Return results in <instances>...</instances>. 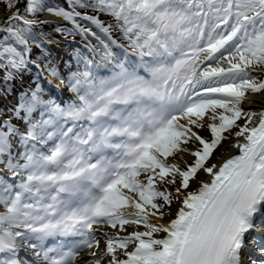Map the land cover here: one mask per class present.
Instances as JSON below:
<instances>
[{"label":"snow or ice","instance_id":"snow-or-ice-1","mask_svg":"<svg viewBox=\"0 0 264 264\" xmlns=\"http://www.w3.org/2000/svg\"><path fill=\"white\" fill-rule=\"evenodd\" d=\"M19 2L0 0V95L44 71L48 17L103 52L47 66L70 103L36 82L0 109V264H243L264 232V108L243 107L264 95V0Z\"/></svg>","mask_w":264,"mask_h":264},{"label":"rangeland","instance_id":"rangeland-1","mask_svg":"<svg viewBox=\"0 0 264 264\" xmlns=\"http://www.w3.org/2000/svg\"><path fill=\"white\" fill-rule=\"evenodd\" d=\"M50 3H54V2L50 1ZM23 7H24V0H20V2L16 5V8L13 9V11H15L16 9H20L21 10V13H23L24 12L23 11ZM8 14H10V12H8L7 10H5V6H4L3 3H0V23H2L3 21H5L6 16ZM42 18H44V17H42ZM48 19L50 20V25L47 26L49 29L53 28L54 25L59 22V20L56 19V18L48 17ZM101 19H104V18H101ZM52 38H54V37H52ZM55 40H56V38H55ZM93 40H96V38H94V37H88L87 40H84V41L86 42V41H93ZM48 41H50V40H48ZM56 42L59 44L58 40H56ZM85 44L86 43H84L83 45H85ZM93 45H95L97 47V49H98L97 50V52H98L97 53V55H98L97 58L99 60V56H100V54H102L103 49H99V45L96 44V43H94V42H93ZM57 49L58 50H56L54 46L49 47V50H53L54 51L52 53V57H54V58L52 59L50 65L51 66H55L59 70V72L61 74H64V73L67 72L66 65H68V62H71V65H74L75 66V61H74V59H72V57H73L72 56V54H73L72 53L73 52L72 50L73 49H72L71 46L65 45V44L63 46L62 45H58V48ZM63 53H66L67 54V55L65 54L66 57L63 55ZM47 66H49V64L46 65V69H47ZM261 78H264V76H261ZM25 80L26 79H24V81H22L21 84L18 85V86H20V87L21 86H27L28 80H26V82H25ZM18 93H20V92L17 91L16 94H18ZM16 94H14V95H16ZM13 99H14V101H12V99H11L7 104L5 103L6 104V110L8 108H11L13 105H15L17 103L16 102L17 101L16 100V96H14ZM63 101L68 102L67 99H65ZM0 102L2 104H4V102H5V100L3 99L2 95H0ZM1 103H0V106L2 105ZM243 107L246 110L251 109L250 107L246 106L245 104L243 105ZM13 123H17V121H13ZM202 135H204L205 137H207L208 136V133L207 132H203ZM232 142H233L232 140H227V141L223 142L222 145L215 151V153L213 155V158L211 160V163H215V164L219 165L220 162L222 161L221 160V157H220V152L222 151V148H225L228 144H231ZM183 160H188L189 162H191V157L185 154L183 156ZM183 160L180 161L181 164L183 163ZM0 168H3V165H0ZM6 174L7 173H5V175ZM207 177H208L207 174H205L203 172L199 173V181L200 182H202ZM197 186H198L197 183L192 184L191 190H193V191L196 190V187ZM177 207H178V205L174 204L172 210L174 211ZM170 218H173V216L168 217L167 220H170ZM259 220H264V215H260ZM131 230L132 229L129 228V231H131ZM141 230H143V229H141ZM263 235H264V232H261V234L259 236L257 235V232H253L249 236L248 241H247V244H246V247L243 250L244 252H247V254H242V258L248 260L246 262V264H248V262H249V264H252V260H256L257 263L260 261V259H261L260 256L257 257L255 254L258 252L257 249L260 248L259 247L260 238L261 237H264ZM101 244H103V243H101Z\"/></svg>","mask_w":264,"mask_h":264},{"label":"bare ground","instance_id":"bare-ground-1","mask_svg":"<svg viewBox=\"0 0 264 264\" xmlns=\"http://www.w3.org/2000/svg\"><path fill=\"white\" fill-rule=\"evenodd\" d=\"M8 15H10V14H8ZM7 15V16H8ZM6 16V17H7ZM52 44H54L55 46L57 45L58 46V44H57V42H56V40H52V41H50V46H52ZM53 45V46H54ZM50 79H52L51 77H46V80H50ZM48 83V82H47ZM58 83V81H56V80H52V84H51V86H52V89H54L53 88V85H55V84H57ZM47 85H49V83L47 84ZM62 90V89H61ZM249 99L250 100H256V101H259V103H245V105L246 106H248V107H250L252 110L254 109L255 111H259V110H261V108H264V95H260V94H257V95H255V96H250L249 97ZM229 145L230 144H228L225 148H222V151L220 152V157H221V162L220 163H222L224 160H226V159H228V158H231L233 155H236V154H238V150L237 149H235V148H231V147H229ZM7 175V174H6ZM208 181H210V177L208 176L207 178H205L202 182H208ZM176 210V209H175ZM175 210L173 211V213L175 212ZM173 218H174V215H173ZM172 218H170V220H171ZM258 218H256V220H257ZM170 220H167V221H170ZM259 220V219H258ZM262 224H264V221H262L261 222ZM109 231H111V230H109ZM264 236V235H263ZM103 243V242H102ZM104 247V245L103 244H101V248H103ZM26 255V254H25ZM257 257H261L262 258V254H261V251L259 250L256 254H255ZM248 264H249V262H248ZM258 264H260V263H258Z\"/></svg>","mask_w":264,"mask_h":264},{"label":"trees","instance_id":"trees-1","mask_svg":"<svg viewBox=\"0 0 264 264\" xmlns=\"http://www.w3.org/2000/svg\"><path fill=\"white\" fill-rule=\"evenodd\" d=\"M50 1L54 2L52 4H56V3H59V4H64V0H49V3ZM22 15H27L25 12L22 13ZM102 18V17H101ZM104 19H107L106 17H103ZM62 25L60 26H64V27H70V25H67L66 22L62 21L61 20ZM58 24H55L53 28H51L58 36L61 40H69V41H80L81 40V37L80 36H65V35H61L60 33H58L57 31H55V27L57 26ZM49 29L48 27H45L44 28V32L46 33L48 30H51ZM118 39V36L115 37ZM43 49H44V54L41 55V49H36L34 48L33 49V59H36L38 60V62H42L43 64H46L47 63V59L45 58V56L48 55V48L45 46L44 42H43ZM76 51H78L76 49ZM27 76H30L31 77V80L33 81H36V72L34 70H32L30 73L26 74ZM12 88H13V85H12ZM12 93V91L10 92ZM10 93L8 95H10Z\"/></svg>","mask_w":264,"mask_h":264},{"label":"water","instance_id":"water-1","mask_svg":"<svg viewBox=\"0 0 264 264\" xmlns=\"http://www.w3.org/2000/svg\"><path fill=\"white\" fill-rule=\"evenodd\" d=\"M8 16H9V15H8ZM8 16H7V17H8Z\"/></svg>","mask_w":264,"mask_h":264}]
</instances>
